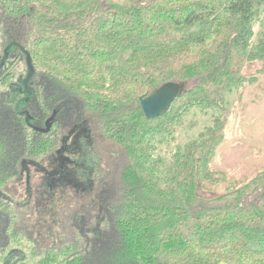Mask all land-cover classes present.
Returning a JSON list of instances; mask_svg holds the SVG:
<instances>
[{"label":"trees","instance_id":"trees-1","mask_svg":"<svg viewBox=\"0 0 264 264\" xmlns=\"http://www.w3.org/2000/svg\"><path fill=\"white\" fill-rule=\"evenodd\" d=\"M263 1L0 0V57L16 43L24 58L0 74V191L17 182L22 160L47 158L89 121L99 143L123 155L115 191H103L95 249L78 211L69 229L49 228L47 238L33 205L0 194V264H264V168L235 188L208 189L227 182L212 167L226 95L258 82L241 74L245 63H264V49L251 56L248 45ZM27 72L32 114L43 124L56 112L42 132L5 102ZM165 82L186 90L148 120L139 98ZM194 109L210 113L209 123L162 157L155 141Z\"/></svg>","mask_w":264,"mask_h":264},{"label":"rangeland","instance_id":"rangeland-1","mask_svg":"<svg viewBox=\"0 0 264 264\" xmlns=\"http://www.w3.org/2000/svg\"><path fill=\"white\" fill-rule=\"evenodd\" d=\"M255 11L248 44L252 53L251 56L256 55L254 50L257 47L264 49V1L257 6ZM255 58L244 64L241 74L247 77H256L258 82L242 90L239 96H237L236 91L226 95L228 111L222 117L225 118L224 138L213 155L212 167L223 171L227 177V182L208 188L212 191L215 190V192L235 188L264 168V63L257 57ZM25 87L26 89L22 92L28 94L29 85L26 84ZM26 113L29 115L28 112ZM209 117L210 113L205 114L198 109H194L185 115L174 125L172 133L164 136L163 140L157 139L155 141L158 154L168 158L175 148L182 146L187 140L197 135L209 123ZM84 128L92 135L93 147L90 152V147L82 143L81 139V150L86 162H94L90 165L83 162V166L88 167V171L91 170L89 175L85 174L87 169L84 173L76 172V181H74L80 186V189L76 190L72 187L63 189L62 192L59 191L55 195L57 199H53L54 195H47L43 190L44 179L50 178L46 180V188L57 185L53 182L52 176H55L57 182L60 180L65 181V183L71 182L67 179L69 176L68 161L63 158L60 165V162L56 161L53 167L48 166L47 160L39 162L35 168L29 166L27 175L22 174V178L18 182L8 184L5 190H1L0 193L16 204L23 203L25 207L33 205L32 213L37 218V229H40L47 238H50L49 228L55 231L56 229L62 231L69 229L67 227L70 223L69 215L78 211L77 213L87 223L81 236L88 241L92 249H95L104 235L99 223V216H97L99 208H101L103 191L105 194L115 191L112 182L119 163L123 160V155L112 145L99 143V136L93 131V123L89 121L84 125ZM71 142L70 136L64 141V148H71L73 146ZM74 151L72 149L73 153L67 155L61 148L58 154L68 157L73 164V159L80 161L77 157L78 154L75 155ZM72 156H74L73 159ZM55 169L56 171L52 175ZM59 184L66 185L64 183ZM51 223H55L53 228L49 225ZM0 225H4V218L0 220ZM89 227L90 229L97 228L96 231H91ZM2 228L0 226L1 231H3ZM100 230L102 236L99 235L101 234Z\"/></svg>","mask_w":264,"mask_h":264},{"label":"flooded vegetation","instance_id":"flooded-vegetation-1","mask_svg":"<svg viewBox=\"0 0 264 264\" xmlns=\"http://www.w3.org/2000/svg\"><path fill=\"white\" fill-rule=\"evenodd\" d=\"M11 45H14L15 47L13 46V49H11ZM11 45L9 46V44H8L4 48L3 54L0 57V74L3 71H5L8 66L11 65V62H12L11 69H14L15 67H20V68L23 67V64L21 62H24L23 61L24 58L22 57L21 53H18L16 51L19 47H17L16 43L15 44H11ZM15 55H18V61L14 60ZM24 67H25V64H24ZM26 84L29 85L28 88H30L29 91H28V94L27 93L24 94L22 92V90L26 89V87H25ZM11 91L14 92V95H10L8 93L7 100L5 98V102L6 101L9 102V103L13 102L11 104L12 107L15 108L16 111L20 112L21 114L23 113L25 115L26 122L28 123V125L31 126L32 128H34L36 130V132L37 131L38 132H42L44 130V127H45L44 123L46 124V122L47 121L49 122L51 120V118L53 119L55 114H56V112H53L52 116L49 119H46V121L43 124H41L36 119V117L32 114V112L30 110V108H31L30 105H31V101L33 100L34 93H33L32 83L30 82V79L28 78V72L24 76L20 77L18 79L17 83L12 84ZM0 92H2V91H0ZM21 107H23V108H21ZM26 112H28L30 116ZM70 136H71V140H72L71 143L73 144V146L71 148H64V141ZM81 139H82V143L87 144L88 147H90V152H91L92 140L90 138L89 133L86 131V129L83 128L82 131H80L78 129H73L70 134L64 136V138L61 141L60 147L57 150H55L54 153H52L47 158L42 159V160H34V159L22 160L21 163H20V170H21L20 176H19V178L16 181L18 182L22 178V174L25 173V175H27L29 166L35 168L36 164H39V162H44V161L47 160L48 166L49 167H53L55 165L56 161H59L60 162L59 165H60L62 163V159L64 158V159H66L68 161L67 169H68L69 176L67 177V179H69L71 182L65 183V181L62 182L61 180H60V182H57V181H55L56 180L55 176H52L53 177L52 178L53 182H55L57 185H60V186H57V185H55V186L52 185V186L53 187H58V188H61V189H67V188H71V187L75 188L76 190L80 189V186L77 185L76 182H75L76 181V177H75L76 172H79V173L83 172L84 173L85 169H87L86 170L87 173L85 172V174L89 175L90 171H91V170L88 171L89 170L88 167L85 168V166H83V162H86V160H85L84 154H83V152L81 150V144H80ZM61 148L63 149V152H65L67 155L73 153L72 149L75 150L74 154L75 155L78 154L77 157L80 159V161L79 162L75 161L76 159H73L74 156H72L71 158L74 160L73 161L72 159H70L73 162V164H72L69 161L68 157L59 156L58 153L60 152ZM93 162H86V163H89V165H90ZM56 169L53 171L52 175H54V172L56 171ZM49 179H44V182L46 183V180H49ZM59 183H64L66 185L63 186L62 184H59ZM47 187H48V183H47ZM57 193H59V192H57ZM57 193H53V194L50 193V194H47V195H51V196L54 195V197H52V198L53 199H57L55 197V195ZM6 199H8V198H6ZM37 226H38V224H37ZM6 264H13V263L7 260Z\"/></svg>","mask_w":264,"mask_h":264},{"label":"water","instance_id":"water-1","mask_svg":"<svg viewBox=\"0 0 264 264\" xmlns=\"http://www.w3.org/2000/svg\"><path fill=\"white\" fill-rule=\"evenodd\" d=\"M24 54L27 57V63L29 65L28 54L26 52ZM29 76L28 72V78ZM185 90L186 84L184 82H165L149 95L140 97L139 105L145 118L151 120L166 113L173 101L180 97ZM46 126L48 128V121L46 122Z\"/></svg>","mask_w":264,"mask_h":264}]
</instances>
